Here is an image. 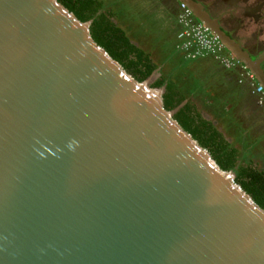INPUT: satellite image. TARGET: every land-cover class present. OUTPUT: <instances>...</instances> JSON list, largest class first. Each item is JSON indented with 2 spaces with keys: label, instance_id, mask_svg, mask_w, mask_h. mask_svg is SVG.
Returning a JSON list of instances; mask_svg holds the SVG:
<instances>
[{
  "label": "water",
  "instance_id": "95a60500",
  "mask_svg": "<svg viewBox=\"0 0 264 264\" xmlns=\"http://www.w3.org/2000/svg\"><path fill=\"white\" fill-rule=\"evenodd\" d=\"M174 1L264 88L260 51ZM91 22L58 0H0V264H264V209Z\"/></svg>",
  "mask_w": 264,
  "mask_h": 264
},
{
  "label": "trees",
  "instance_id": "16d2710c",
  "mask_svg": "<svg viewBox=\"0 0 264 264\" xmlns=\"http://www.w3.org/2000/svg\"><path fill=\"white\" fill-rule=\"evenodd\" d=\"M58 1L73 12L80 21L91 20L90 33L95 42L138 81L147 79L160 67V76L152 82L151 86L164 87L165 109L176 110L174 118L183 129L190 133L202 147L209 150L221 169L233 171L236 175L235 181L264 209V172L247 161L243 146L239 150L232 143L227 142L217 126L203 117L194 103L195 99L192 98L198 95V92H204V87L196 89L194 86L180 82L183 69L187 67V63L183 60L201 58H188L178 49L177 39L172 51L165 46H160L158 41L151 35L149 38L148 34L145 48L142 46L143 42H139L137 46L133 42L137 41L141 28L137 29L135 25L123 28L122 20L126 22V14L114 8H108L107 0ZM113 18L118 22L115 23ZM204 58L216 62L210 56ZM180 70H182L181 75H179ZM184 76L186 79H183L187 80V75Z\"/></svg>",
  "mask_w": 264,
  "mask_h": 264
},
{
  "label": "crops",
  "instance_id": "0c3cea01",
  "mask_svg": "<svg viewBox=\"0 0 264 264\" xmlns=\"http://www.w3.org/2000/svg\"><path fill=\"white\" fill-rule=\"evenodd\" d=\"M107 3L108 8L126 14V22L122 20L123 28L133 25L137 29L141 28V34L134 44L138 46L139 42H143L145 48L148 34L160 46L173 50L179 26L176 16L162 0H107ZM113 21L118 22L114 18ZM183 61L187 63L184 72L198 68L207 72V80L202 82L205 95L198 94L192 98L199 100L194 102L198 108L204 106V110H199L203 117L217 126L227 142L239 150L243 146L247 161L264 172V128L257 120L255 108L244 94L245 86L238 82L239 70H226L206 58ZM156 72L160 75V67Z\"/></svg>",
  "mask_w": 264,
  "mask_h": 264
},
{
  "label": "flooded vegetation",
  "instance_id": "af4514ba",
  "mask_svg": "<svg viewBox=\"0 0 264 264\" xmlns=\"http://www.w3.org/2000/svg\"><path fill=\"white\" fill-rule=\"evenodd\" d=\"M196 1L200 2L209 15L219 22L220 29L234 37L235 42L242 50L251 54L260 51L258 57L264 55V40L260 38V34L264 36V0H238L234 5H226L225 0ZM162 2L176 16L177 21L180 10L175 1L162 0ZM261 66L264 71V60ZM240 84L245 86L244 94L249 98L251 106L255 108L257 120L264 128V112L262 107L257 104L256 95L246 82Z\"/></svg>",
  "mask_w": 264,
  "mask_h": 264
},
{
  "label": "built area",
  "instance_id": "2783aa9c",
  "mask_svg": "<svg viewBox=\"0 0 264 264\" xmlns=\"http://www.w3.org/2000/svg\"><path fill=\"white\" fill-rule=\"evenodd\" d=\"M177 23L179 30L176 39L178 49L190 59L212 57L226 70L238 69V82H246L257 97V104L264 112V88L257 83L254 73L243 64L232 52L226 49L220 39L202 22L194 17L191 9L185 4H179Z\"/></svg>",
  "mask_w": 264,
  "mask_h": 264
},
{
  "label": "rangeland",
  "instance_id": "374dc122",
  "mask_svg": "<svg viewBox=\"0 0 264 264\" xmlns=\"http://www.w3.org/2000/svg\"><path fill=\"white\" fill-rule=\"evenodd\" d=\"M180 73H182V70H180L179 72V75H181ZM186 74L188 79L187 80H184L186 79V76H184V79H183V75L180 79V82H182L183 84H186V85H191V86H194L196 89H200L201 87L203 88V81L207 80V72L203 69H192V70H189V71H185L183 72V74ZM160 75L157 74V72L155 71V78H158ZM199 95L203 96L205 95V92H198ZM195 101H199V100H195ZM204 110V106L203 107H200L199 106V110L202 111Z\"/></svg>",
  "mask_w": 264,
  "mask_h": 264
}]
</instances>
